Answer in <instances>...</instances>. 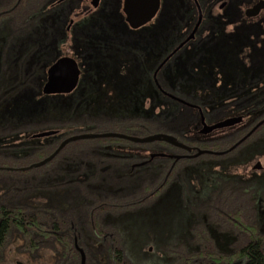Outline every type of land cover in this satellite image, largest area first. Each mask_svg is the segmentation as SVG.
<instances>
[{"label": "trees", "instance_id": "1", "mask_svg": "<svg viewBox=\"0 0 264 264\" xmlns=\"http://www.w3.org/2000/svg\"><path fill=\"white\" fill-rule=\"evenodd\" d=\"M16 1L0 0V38L9 42L16 38L18 48L13 59L0 56V264H3L2 252L6 244L16 236L22 240L19 249L33 257L38 258L40 250H50V264H81L78 248L84 251L86 264H204L196 259L203 258L202 243L209 236L215 245L211 246L208 264H233L236 255L227 252L234 248L218 247L215 242L223 240L221 234L227 235L225 228L230 227L229 216L219 213L218 209L221 207L227 212L231 205L234 206L238 194L229 187L222 192L224 184L220 177L223 174H216L214 169L211 174L218 180L216 187L221 186V195L215 196L216 188L210 191L215 201L206 217L204 198L207 195L200 189L205 180L201 178L193 187L190 173L184 169L174 174V168L167 181L168 170L165 169L160 188V183L154 180H113L112 173L102 162L105 159L93 150L96 144L109 142L111 138L70 142L48 163L28 168L51 155L72 134L105 133L113 131L115 126H123L126 133L173 132L172 121L180 109L174 111L172 101L165 100L161 125H157L154 115L148 114L149 106L145 114L130 115L132 120L114 123L104 113L107 104L96 115L94 105H79L76 101L69 102L65 108L58 100L45 96L42 89L46 60L39 50L44 46L45 33L52 30V17L59 4L50 6L55 0H20L19 4ZM73 1H63L67 16ZM243 2L251 3L252 0ZM119 5L120 0H113L109 7L101 6V15H113L112 11L115 12ZM166 12L162 60L178 45L190 26L189 22L179 20L182 11L173 12L168 6ZM175 22H178V29L173 27ZM207 26L205 30L211 33L207 44L210 66L204 72L207 78L197 73L196 79L204 78L205 81L196 82L192 87L165 85L166 89L189 101L205 99L210 105H216L223 97L233 102L240 76L236 66L238 48L251 47L252 35L247 31L239 33L233 21ZM15 62L17 65L12 68ZM165 71L166 68L163 73ZM150 74L146 77L150 78ZM169 74L171 79L188 83L193 73L182 69ZM149 89L147 87L146 92ZM178 117L177 122H180ZM139 123H144L146 130L138 128L136 124ZM52 129L60 132L41 142L33 137L39 131ZM232 144L233 141H227L225 146ZM198 191L200 196L196 198ZM158 192L183 193L184 196H175L178 201L173 197V202L167 199L169 211L152 212L161 207L164 199L154 197ZM143 194L149 195L148 198L139 199ZM244 218L248 221H243V226L251 228L249 223L253 225L255 221H250V216L244 215ZM257 222V228L247 231L253 235V241L243 249L244 264H264V216H257ZM182 240L190 245H161L162 241ZM197 242L200 244H195ZM160 255L174 259L160 261Z\"/></svg>", "mask_w": 264, "mask_h": 264}, {"label": "flooded vegetation", "instance_id": "2", "mask_svg": "<svg viewBox=\"0 0 264 264\" xmlns=\"http://www.w3.org/2000/svg\"><path fill=\"white\" fill-rule=\"evenodd\" d=\"M19 1L17 0L16 4H19ZM63 1L55 0L50 4L52 7L59 4V8L52 17V30L45 33L44 46L39 50L46 60L43 94L58 100L65 108L69 102L76 101L79 105L83 103L94 105L96 115H99L103 110V105L107 104V112L104 113L114 123L120 120L130 121L132 120L130 115L145 114L146 107L149 106L148 114L154 115L157 125H161L165 109L164 101H172L171 108L174 111L177 108L180 109L181 115L180 112L175 115L179 116L180 122H177L176 117L172 121L174 131L167 134L174 136L184 146L165 141L136 143L123 138L110 137L109 142L96 144L93 150L105 159L102 162L112 173L113 180L135 182L154 180L160 183L158 185L160 188L163 184L164 170H168L165 178L167 181L174 168V174L181 169L188 171L193 187H195L194 184L201 182V178H204L205 181L200 189H203L202 193L207 195L204 198L206 217L212 211L210 205L215 201L210 191L216 188L218 192L215 196L221 195L219 191L221 186L216 187L218 180L214 174H211V170L214 169L216 174H223L220 177V182L224 184L222 192L229 187L238 196L235 197L234 206L231 205L227 212L221 207L218 209L219 213L229 216L227 218H229L230 227L225 228L228 230L227 235L221 234L224 239L215 243L218 247L234 248L227 252L229 255L235 253L233 264H244L246 256L243 254V249L253 241L251 239L253 235H249L247 231L257 228V216H264V9L256 16L248 17L245 14V10L259 0L247 3L249 6L247 5L245 9L243 8L244 2L233 4L228 0H187L186 2L160 0V8L155 17L139 27H134L128 21L124 12V0H120L121 4L118 7L121 14L118 15L115 10V12L112 11L114 14L111 16L101 15L103 9L100 7L103 0L99 1L97 7L85 0L90 9L87 12L89 14L84 16L79 15L81 12L77 11V5L81 0H76L73 5H70L71 13L67 16L66 4ZM112 1H105L106 6L109 7ZM152 1L133 0L128 11L135 24L141 17L142 11L139 8L147 6ZM168 6L173 9V12L182 11V16L178 17L179 20L189 22L190 26L178 45L162 60L163 19ZM73 12L74 15H72ZM199 13L202 14L201 23L194 37L177 50L158 70L163 61L190 35L198 21ZM183 14L186 15L183 16ZM224 20L233 21L239 33L247 31L252 35V43L249 40L251 47L238 48L236 66L240 76L233 102L223 97V101L216 105H210L205 99L201 102L189 101L166 89L165 85L187 84L192 87V84L196 82L205 81L204 78L206 79L207 75H204V72L210 66L207 44L211 37V33L205 29L209 23L219 24ZM172 24L175 29H178V22ZM15 39L9 42L4 37L0 38L2 58L10 56L13 59L17 55L18 48ZM64 58L74 59L80 71L76 87L68 93L58 91L66 89L70 84V79L66 78L70 63ZM16 65L15 62L12 68ZM164 68H166L165 73H163ZM182 69L193 73L189 75L188 83L170 78V72ZM147 73H151L150 78L149 75L148 78L146 77ZM197 73H203L204 78L196 79L199 77ZM45 87L53 92L44 93ZM147 87L150 89L146 92ZM147 94H149L148 97ZM230 118L235 119L233 125L208 130L209 127ZM133 119L136 118L133 117ZM136 126L146 130L144 123L136 124ZM123 128V126H115L110 132L135 137L155 134H146L141 131L126 133ZM206 130L208 131L205 132ZM51 131H56L53 135L60 132L59 129ZM73 135L77 134L71 136ZM38 139L41 142L42 138ZM227 141H233V144L226 147ZM234 145L235 147L229 150ZM148 196L143 194L139 199H147ZM175 196H184V194L156 193L155 198L164 199L160 202L161 207L152 212L169 211L170 203L166 200L173 197L176 199ZM199 196L198 191L196 198ZM244 215L250 216V221H255L253 225L249 223L251 228L243 226V221H248ZM170 243L176 246L190 245L184 240L162 241L161 245ZM202 245L204 256L201 261L195 259L199 263L208 264L211 259L209 255L211 246L215 244L213 245L208 236L204 238ZM78 250L81 249L78 248ZM167 259L173 260L174 257L159 256L160 261H167ZM175 260L177 261V258Z\"/></svg>", "mask_w": 264, "mask_h": 264}, {"label": "water", "instance_id": "3", "mask_svg": "<svg viewBox=\"0 0 264 264\" xmlns=\"http://www.w3.org/2000/svg\"><path fill=\"white\" fill-rule=\"evenodd\" d=\"M89 2H91L93 4L94 7H97L99 4L100 0H87ZM133 0H124V12L127 15V19L128 21H130V23L134 26V27H139L142 26L144 24H146L147 22H149L150 20H152V18L155 17V15L157 14L159 8H160V0H153L152 2H150L147 6L144 7H140L139 10L142 11L141 13V17L140 20L135 24L134 23V19L131 17L130 18V13L128 11L129 6L131 7ZM264 9V0H259L257 3H255L254 5H252L251 7L247 8L245 10V14L248 17L251 16H256L260 13V11ZM201 18H202V14L199 13V18L198 21L194 27V29L192 30V32L190 33V35L185 39V41H183L164 61L163 63L160 65V67L158 68V70L168 61V59L177 51L179 50L186 42H188L190 39H192L195 35L196 30L198 29L200 23H201ZM65 61L69 62V68L66 71V78L70 79V84L68 85V87L66 89H61L58 90L60 92H70L72 91L77 83H78V79H79V75H80V71L78 68V65L76 63V61L74 59L71 58H64ZM53 92L52 90H49L47 87L44 88V93H50ZM172 98L181 101L183 103H187L184 100L175 97L173 95H170ZM188 104V103H187ZM235 123V119H226L223 120L211 127H209V131L216 129V128H222V127H226V126H230L233 125ZM208 130H206L205 132H207ZM56 131H44L38 134H35L33 137H44V136H50L55 134ZM110 137H117V138H123V139H127L136 143H148V142H154V141H165L177 146H184L182 143L178 142L177 139L167 133H155V134H151L145 137H135V136H129V135H125V134H120V133H115V132H105V133H81V134H77V135H73L68 137L67 139H65L58 147L57 149L51 154L49 155L47 158L43 159L40 162L34 163L32 164L30 167H28L29 169L34 168V167H39L42 166L46 163H48L49 161H51L68 143L70 142H74L77 140H84V139H96V138H110ZM235 147V145L230 148L229 150L233 149ZM228 150V151H229ZM227 152V151H226ZM224 153V152H222ZM221 154V153H218ZM28 168H24V169H28ZM81 254H82V260H81V264H86V258H85V254L84 251L81 249Z\"/></svg>", "mask_w": 264, "mask_h": 264}, {"label": "rangeland", "instance_id": "4", "mask_svg": "<svg viewBox=\"0 0 264 264\" xmlns=\"http://www.w3.org/2000/svg\"><path fill=\"white\" fill-rule=\"evenodd\" d=\"M75 1L76 0H74L71 3L74 4ZM105 1L108 2V0H103L102 4H101L104 7H106ZM243 1L244 0L232 1V3L234 4L236 2H239V4H241ZM120 4H121V2H120ZM248 4H250V3H248ZM248 4L245 3L243 8L245 9L246 7H248L249 6ZM89 9H90V7L86 4L85 0L84 1L81 0L80 4L77 5V11L81 12L79 15H82V16L88 15L89 13H87V12H89L88 11ZM116 13L118 15L121 14L119 9L116 10ZM76 14H78V13H76ZM72 15H74V12H73ZM232 27H233L232 25L229 26L230 29H232ZM164 29H165V22H163V31H164ZM42 131H39L36 134L41 133ZM46 131H51V130H46ZM50 136H53V135H50ZM45 137H49V136L37 137V138H42V140H43V138H45ZM195 185L196 184H194V186ZM192 186H193V184H192ZM16 238H17V236H16ZM16 238L12 242H8L6 244L4 250H3V252H2V262H3V264H50L52 262V252L50 250H46V249L40 250L38 252L39 257L38 258L33 257L32 254H30L29 252H25V251L19 249V246H20L22 240L21 239H16Z\"/></svg>", "mask_w": 264, "mask_h": 264}]
</instances>
